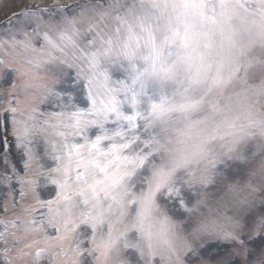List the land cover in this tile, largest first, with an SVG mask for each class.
I'll list each match as a JSON object with an SVG mask.
<instances>
[{
	"label": "snow or ice",
	"instance_id": "obj_1",
	"mask_svg": "<svg viewBox=\"0 0 264 264\" xmlns=\"http://www.w3.org/2000/svg\"><path fill=\"white\" fill-rule=\"evenodd\" d=\"M7 24L0 33L5 51L0 79L10 87L7 98L0 95V120L10 139L0 138V192L7 193L0 211L16 207L26 189L34 203L23 215L0 216V240L9 243L20 225L40 239L16 255L0 248L6 264L23 256L41 264L60 243L66 247L55 253L56 264H127L120 260L124 249L138 264H264V171L250 174L247 194L238 200L240 212L226 229H205L177 246L170 228L144 226L165 196L176 209L191 203L190 190L177 187L176 176L189 173L191 185L192 166L200 159L206 180L246 171L234 172L231 161L204 152L168 164L152 162L163 145L141 128L147 130L171 108L151 103L150 111H142L145 81L167 79L173 57L191 51L187 19L169 20L161 29L158 20L136 15L135 5L120 0H32ZM20 50L32 53L27 69L12 58ZM53 67L52 81L46 82L39 73ZM17 77H26L23 98ZM30 89L40 91L42 103L24 107ZM196 103L186 98L178 107L188 110ZM40 160L49 161L46 168ZM44 176L47 184L41 187Z\"/></svg>",
	"mask_w": 264,
	"mask_h": 264
},
{
	"label": "rangeland",
	"instance_id": "obj_2",
	"mask_svg": "<svg viewBox=\"0 0 264 264\" xmlns=\"http://www.w3.org/2000/svg\"><path fill=\"white\" fill-rule=\"evenodd\" d=\"M31 3L32 0H0V22L19 12L24 5ZM120 3L129 6L135 5L136 15L151 16L154 21H159L161 29L168 24L169 20H175L177 17L188 20L192 27L191 51L189 53L180 52V56L184 57L182 59L177 60L173 57L172 64L174 67L172 73L177 79L175 82L179 83L178 85H181L184 90H187L189 89L190 79L197 83V78H192V74L187 75L188 69L200 65V73H203V79H200L197 85L203 88V92L196 85L191 87L193 89L189 94L196 90L197 96H200V94L204 96L205 90L209 91L208 96L201 98L205 107L203 110L209 115L206 122L207 125H211V129H222V126H228L230 121L236 120L238 114L241 118L250 120L256 116L261 121L258 120L255 124L264 127V0H120ZM6 30H0V33ZM211 61L215 66L214 75H212L214 79L213 91L210 87L206 88L202 83V80H206L210 76L208 72L210 69L209 62L211 63ZM178 67L181 68V72L175 73ZM41 74L48 75L50 73L47 71ZM18 78H14V82L17 83ZM215 81L219 84L216 85ZM223 83H227V87L229 86L225 92L218 88ZM171 86L162 78L149 77L145 81V94L142 100L144 102L163 103L175 91ZM9 87L10 85L5 84L0 79V95L7 98ZM19 95L21 98L24 96L21 92ZM2 105L3 101L0 100V106ZM143 111H145L144 108ZM182 120L183 118L177 120L175 117L169 119L168 126L171 131L175 128L171 140L176 137V130H180ZM158 123L159 120H152L151 127L147 130L141 128V132L146 131L161 143L164 132L162 133ZM239 129V131H245L249 128L246 126ZM146 138L147 135L142 136V139ZM171 142L174 144L173 141ZM254 147L255 144L246 146V153L252 152ZM261 147L263 148L262 145ZM162 153L163 149L154 153L156 164L159 163ZM231 159L232 157L229 156L228 160L231 161L230 166L234 172H239L240 168L248 171L247 175L227 177L232 185L243 190L241 196H244L248 191L246 184L250 179V174L264 171V159L249 157L245 162L244 160L241 162L239 159ZM39 163L44 164L46 168L49 161L40 160ZM196 165L198 164L194 166ZM225 176H227L226 173L224 175L218 174L216 181L224 180ZM39 184L41 187L47 184L46 176L40 178ZM3 194L4 192H0V202L5 199ZM33 203V193L31 190L26 189V195L19 208H15L17 209L15 210V216L23 215L24 213L20 209ZM36 218L39 220L40 216L37 215ZM20 226V242L24 247L25 244L32 241L30 238L33 233L25 231L24 225ZM45 230L49 234H54L52 228L46 223ZM34 234L37 237L40 236L39 233ZM68 243H71V241ZM4 247H8V245H4L3 241L0 240V248ZM61 247H66V244L60 243L53 247L51 249L52 255L46 256L41 264H55V253ZM13 255H16L15 251ZM88 259L90 260L91 257H88ZM0 264H6L2 256H0ZM16 264H32V258L29 256L20 257L17 259Z\"/></svg>",
	"mask_w": 264,
	"mask_h": 264
},
{
	"label": "clouds",
	"instance_id": "obj_3",
	"mask_svg": "<svg viewBox=\"0 0 264 264\" xmlns=\"http://www.w3.org/2000/svg\"><path fill=\"white\" fill-rule=\"evenodd\" d=\"M4 54V49L0 48V55ZM31 55V52L20 50L15 52L12 58L27 69L29 66L26 61ZM53 69L54 67L48 71L50 73L48 75L41 74L45 72L41 70L39 75L42 77L47 76L46 82L50 83L55 74V69L54 71ZM25 82L26 77L18 78L17 85L23 94ZM36 103H42L41 93L39 90L30 89L24 107ZM163 150L165 155L160 157L161 162L158 165L171 163L181 157L164 146ZM152 162L156 164L154 160ZM204 176L205 171L196 173V180L188 185L189 173L179 171L176 176V186L190 190L191 203L185 208L176 209L173 206V201L168 200L166 196L161 198L159 208H153L148 213L144 223L145 228L153 231H159L165 226L170 228L176 238L177 246L183 242L184 238L195 239L204 235L205 229L220 230L228 228L231 218L237 216L240 212L238 200L242 197L241 192L243 190L233 187L227 178L217 182L215 179H203ZM132 218H135V213L132 214ZM126 253L127 249H124L120 256L121 261H125L127 264H138L137 260H133ZM110 264H119V262L113 260Z\"/></svg>",
	"mask_w": 264,
	"mask_h": 264
}]
</instances>
